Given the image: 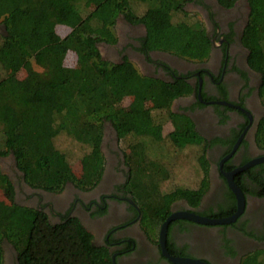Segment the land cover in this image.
Here are the masks:
<instances>
[{
	"label": "trees",
	"instance_id": "obj_1",
	"mask_svg": "<svg viewBox=\"0 0 264 264\" xmlns=\"http://www.w3.org/2000/svg\"><path fill=\"white\" fill-rule=\"evenodd\" d=\"M186 1L0 0V160L12 155L33 188L60 192L69 182L93 186L103 173L101 145L109 123L120 139H137L130 190L146 221L161 224L180 197L196 205L208 188V167L192 123L176 124L166 138L178 148L203 149L198 159L203 177L196 186L163 191L168 168L160 158H146L147 144L165 137L163 121L173 118L169 106L180 89L143 76L128 59L106 60L99 47L116 40L114 26L124 15L146 27L149 48L190 60L207 57L210 38L201 20L188 19ZM220 2L230 7L235 0ZM248 3L244 39L261 67L264 98V0ZM60 27L67 31L61 34ZM69 52L78 58L74 66L65 64ZM127 97L131 102L124 106ZM62 136L90 148L81 174L57 146ZM0 189L11 199L9 206L0 203V264L4 241L16 249L19 264H114L108 249L94 242L78 218L55 224L46 212L17 203L14 184L1 165ZM244 264H264V250Z\"/></svg>",
	"mask_w": 264,
	"mask_h": 264
},
{
	"label": "flooded vegetation",
	"instance_id": "obj_2",
	"mask_svg": "<svg viewBox=\"0 0 264 264\" xmlns=\"http://www.w3.org/2000/svg\"><path fill=\"white\" fill-rule=\"evenodd\" d=\"M185 9L198 15L210 38L209 53L203 59L190 60L149 48L144 41L146 27L124 15L114 26L116 40L101 42L99 47L106 60L120 63L128 59L143 76L180 89L171 100L173 118L168 122L173 129L176 124L192 123L203 141L208 188L196 205L184 197L175 199L170 214L234 215L238 198L231 178L245 200L235 221L204 224L184 217L174 219L164 251L160 230L167 218L161 224L144 219L142 207L128 187L133 172L131 155L109 123L101 145L103 173L93 186L69 182L60 192L33 188L25 182L14 157L5 160L17 203L46 212L55 224L78 218L94 242L108 249L114 264H176L170 257L244 264L264 250L263 75L244 39L250 6L248 0H235L230 7L220 0H187ZM8 244L3 245V264H19L16 249Z\"/></svg>",
	"mask_w": 264,
	"mask_h": 264
},
{
	"label": "rangeland",
	"instance_id": "obj_3",
	"mask_svg": "<svg viewBox=\"0 0 264 264\" xmlns=\"http://www.w3.org/2000/svg\"><path fill=\"white\" fill-rule=\"evenodd\" d=\"M139 12L144 9L143 6L138 7ZM179 17L182 18V16L179 14ZM178 17V18H179ZM188 19H194V20H201L198 15L195 14H189ZM193 21V20H192ZM3 31V27L0 25V32ZM58 31L61 34H64V32L67 31V28L60 27L58 28ZM78 58L75 53L69 52L65 64L67 66H74L77 64ZM35 68L38 70H42L41 67L35 65ZM263 90V89H262ZM262 93V92H261ZM263 95V93H262ZM131 102V98L127 97L123 101L124 106H128ZM162 117V116H161ZM164 139L161 143H153L149 142L147 145V155L146 158L148 161H151V159H158L160 158L163 162V165L168 168L169 170V178L166 180V182L162 183V190L163 191H170L175 187H194L198 184V181L203 177L202 169L200 167V164L198 162L200 154H202L203 149H198L200 146H193L188 145L185 148H178L175 145L171 143L169 139H167V135L173 130L171 125L168 122V119H164ZM136 141L132 136H129L126 139H123L121 141L122 148L127 151L131 155V163L133 164L132 167H136V157L135 152H131L132 147L136 146ZM57 146L67 155L71 167L73 171L76 174H81L84 170L83 161L82 158L84 155H86L90 148L88 146L81 145L80 143L72 140L71 138L62 136L57 140ZM8 159V158H7ZM6 158H3L0 160V165L5 173L8 172V165L6 164ZM131 184L129 183V188ZM0 203L3 207L9 206L11 204V199L9 197H6L4 190L0 189ZM9 242L4 241L3 245H9ZM261 251H257V253H260ZM254 256V255H253Z\"/></svg>",
	"mask_w": 264,
	"mask_h": 264
},
{
	"label": "water",
	"instance_id": "obj_4",
	"mask_svg": "<svg viewBox=\"0 0 264 264\" xmlns=\"http://www.w3.org/2000/svg\"><path fill=\"white\" fill-rule=\"evenodd\" d=\"M229 179H230V184L232 188L234 189L237 195V198H238V211L234 215L224 217V218H207V217L199 216L196 214H191L188 212H181V213L179 212V213L170 214V216H168L167 219L164 221L161 227V230H160V243L164 251L166 249L165 245H166L168 227H169V224L174 219L184 217V218H188V219H191V220H194L200 223H204V224H228L236 220V218L239 216V214L244 209L245 200H244V195L241 189L238 186H236V184H234L231 178ZM170 259L176 264H208L207 262H204L198 259H193V258L170 257Z\"/></svg>",
	"mask_w": 264,
	"mask_h": 264
}]
</instances>
